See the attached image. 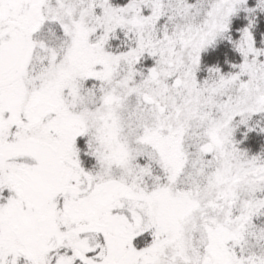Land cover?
Returning a JSON list of instances; mask_svg holds the SVG:
<instances>
[{"label":"snow or ice","instance_id":"snow-or-ice-1","mask_svg":"<svg viewBox=\"0 0 264 264\" xmlns=\"http://www.w3.org/2000/svg\"><path fill=\"white\" fill-rule=\"evenodd\" d=\"M0 264H264V0H0Z\"/></svg>","mask_w":264,"mask_h":264}]
</instances>
